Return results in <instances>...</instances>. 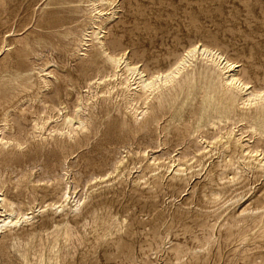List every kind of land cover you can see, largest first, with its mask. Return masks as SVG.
Instances as JSON below:
<instances>
[{
  "label": "bare ground",
  "instance_id": "6f19581e",
  "mask_svg": "<svg viewBox=\"0 0 264 264\" xmlns=\"http://www.w3.org/2000/svg\"><path fill=\"white\" fill-rule=\"evenodd\" d=\"M9 1L0 0V13ZM46 6L38 26L47 33L34 32L33 40L59 38L61 62L34 67L24 82L15 71L30 39L1 49L16 60L0 68V257L12 255L19 264H153L154 252L170 264H216L232 246L227 264H264V197L245 204L264 178V67L248 69L203 39L178 47L176 40L154 43L152 37L128 51L116 25L122 0H47ZM63 84L76 92L75 102L68 91L63 98ZM105 117L111 121L102 129ZM25 124L33 129L27 137ZM170 133L176 147L185 146L160 153ZM99 135L102 158L116 142L125 150L105 172L80 180L69 164L71 151L84 150ZM52 140L66 166L45 178L43 165L27 163ZM200 175L206 181L197 197L198 185L192 188V203L220 202L242 178L250 187L215 204L222 210L213 219L187 221L181 213L145 223L115 210L112 199L89 203L116 181L173 196ZM24 191L32 200L22 198ZM130 201L155 206L153 197ZM182 220L175 231L173 223Z\"/></svg>",
  "mask_w": 264,
  "mask_h": 264
},
{
  "label": "rangeland",
  "instance_id": "374dc122",
  "mask_svg": "<svg viewBox=\"0 0 264 264\" xmlns=\"http://www.w3.org/2000/svg\"><path fill=\"white\" fill-rule=\"evenodd\" d=\"M46 2L47 0H26L24 3H21L20 1L16 2V0H10L4 7L5 11L3 9L0 13V68L5 61L13 62L16 60V58L6 56L7 52L5 53V50L1 51L5 43L9 45L13 44L9 47V49H11L10 51H12L17 45L15 43L16 41L23 40V38L26 40L27 37L31 41L30 47L22 58L23 63L15 71L18 79H24V82L25 78H27V76L23 75L25 72L34 67L42 66L51 59H56L58 62H61L64 59V56L61 55L62 53L58 50L63 46V42L60 41L59 38H41L39 42L33 40V38L35 39L34 32L47 33V31H44L38 26L44 15V10L47 7ZM121 14L116 25L117 29L120 32L122 31L121 33L124 35L125 46L128 47V51L133 49V43L136 48H144L147 40H150L152 37L154 43H158L161 40L164 42L176 40L178 42V47H183L194 39H203L218 46L227 54L229 53L228 55L240 60L248 69L251 67H264V0H122ZM121 20L124 22L122 23ZM213 37H215V39ZM209 39L214 40L211 41ZM143 43L145 44L143 45ZM40 53H43L41 60L36 57V55ZM54 82L57 85L60 80L54 79ZM63 85L64 88H66L63 93V98L68 99L71 97L69 99L70 103L75 102L77 99L76 92L73 91L71 87H66V84ZM67 91L71 93V96L68 97L66 95ZM165 120L167 119L162 121V126L167 129L169 127V122ZM110 121L111 118L105 117L104 120L100 122L102 123V129H105ZM24 130V135L26 137L33 132L30 124H25ZM158 132L160 133V130H155L153 136L157 137L159 135ZM99 137L100 135L92 138L90 145L84 148V150L75 148L71 151L72 154L69 158V164H72L74 174L80 180H85L90 174L92 175L93 172H105L110 168V163L125 150L121 147L120 142H116L113 145H109L107 150L103 151L105 158H102V153H100L99 148L95 146ZM167 137L168 144L158 149L160 153L163 151L166 152L178 149L179 147L181 150L185 146L183 144L184 146L179 145L176 147V142L173 141L174 138L172 133L168 134ZM162 138H164V135ZM170 139H172V141H170L171 143L169 142ZM43 148H41L39 159H37L38 162L36 160H30L27 164L30 166L34 163L43 165V176L45 178H50L53 175L63 173L62 169L66 166L64 164L65 155L56 147L55 142L52 140L50 144ZM177 152L180 151L177 150ZM177 152L175 151L174 154ZM32 153L33 151L29 154L31 155ZM30 155L25 157L26 160L30 159ZM90 156L97 159V161L92 162L93 160L91 161L89 158ZM14 169H17L16 165H14ZM244 179L245 178H242L236 182V184H233V187L228 190L226 195L222 197L223 200H220V202L223 203V201H226L229 196L237 194V192L240 193L248 190L250 186L248 185V181ZM205 181L203 175L197 176L192 181V186L187 188V191L182 194L177 192L173 196L166 195V193L160 192L159 190V192H151L146 188H143L145 189L143 190L139 186L129 184L128 182L126 183V181L118 183H116V181L114 187L99 189L96 193L97 195L95 194L92 198L93 200L90 199L89 203H91V206L100 200L112 199L114 203H116L114 207L115 210L119 209V211L130 220L136 215L139 220L144 221L145 223L153 220L158 215L162 216L169 214V220H171V214L181 216V213L186 216L184 220H187L188 217L190 218V220L187 221L194 219L199 220L200 218L203 219L206 214H210L211 219H213L214 215L220 213L222 210L218 209L221 205L219 201H207V198H205L204 202H201L195 198L196 202H191L192 188L195 185H198L196 187L197 193L195 196L197 197L199 195L198 193L201 191V186ZM254 186L256 189L250 196V198L252 196L253 198L252 200H248L245 204L251 203L257 197H264V191H262L264 188V178H261L260 181L254 184ZM22 193L23 199L26 201L32 200V197L26 191ZM154 193L157 194L155 195ZM133 195L153 197L155 206L151 209L143 208V206L139 204H134L133 201L136 198L133 201L128 202ZM141 201H143V198ZM215 204L217 206L219 204V206L217 207ZM198 214L199 216H197ZM184 220L179 223L175 221L173 223L174 225H172L171 222L169 225H172L176 231L181 227ZM148 227L149 226H147V229ZM232 248V246L227 248L224 251L225 257L219 260L216 264H227ZM104 249L105 245L100 246L93 257H98ZM159 256L160 254L156 255L153 252L150 256L153 264H170L168 260L160 262L158 260ZM8 257L1 256L0 264H19V261L14 258V256L10 255ZM136 264H140V262H137Z\"/></svg>",
  "mask_w": 264,
  "mask_h": 264
}]
</instances>
